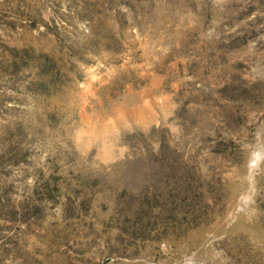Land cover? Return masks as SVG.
<instances>
[{
	"label": "rangeland",
	"instance_id": "rangeland-1",
	"mask_svg": "<svg viewBox=\"0 0 264 264\" xmlns=\"http://www.w3.org/2000/svg\"><path fill=\"white\" fill-rule=\"evenodd\" d=\"M0 264H264V0H0Z\"/></svg>",
	"mask_w": 264,
	"mask_h": 264
}]
</instances>
